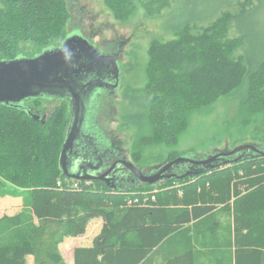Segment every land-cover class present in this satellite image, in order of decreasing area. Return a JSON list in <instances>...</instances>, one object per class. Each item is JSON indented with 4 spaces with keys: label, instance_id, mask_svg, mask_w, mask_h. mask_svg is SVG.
Instances as JSON below:
<instances>
[{
    "label": "trees",
    "instance_id": "obj_1",
    "mask_svg": "<svg viewBox=\"0 0 264 264\" xmlns=\"http://www.w3.org/2000/svg\"><path fill=\"white\" fill-rule=\"evenodd\" d=\"M137 2L148 16L169 6V0H104L120 21L134 14ZM207 2H188L207 14L190 20L183 7L174 38L149 43L142 112L129 119L149 133L140 132L133 159L146 146H175L194 112L233 91L242 93L240 106L254 124L250 137L258 142L253 145L264 151V40L251 52L246 41L254 40L237 20L252 11L254 0H234V12L221 10L229 8L227 0L222 7ZM69 19L67 0H0V60L24 54L25 44L34 47L29 57L59 46ZM206 19L207 26H196ZM50 98L60 103L42 125L28 111L42 114ZM70 119L67 97L0 104V190L26 197L18 213L0 217V264H26L29 255L34 264H66L65 240L82 236L94 219L102 221L100 231L91 246L73 248L72 264H264V154L117 189L62 173ZM131 123L126 118L123 126Z\"/></svg>",
    "mask_w": 264,
    "mask_h": 264
},
{
    "label": "rangeland",
    "instance_id": "obj_2",
    "mask_svg": "<svg viewBox=\"0 0 264 264\" xmlns=\"http://www.w3.org/2000/svg\"><path fill=\"white\" fill-rule=\"evenodd\" d=\"M191 0H169V6L163 8L155 16H148L141 3L137 2V8L132 16L125 21L117 20L105 7L104 0H69L70 19L66 26L67 33L74 30L99 49L114 48L117 52L118 67L120 69L118 91L112 93L104 101L96 116L97 123L106 138L118 147L125 158L135 166L152 168L162 166L173 154L177 157H188L193 160H201L219 151L231 150L241 144L258 142L250 137L254 127L252 117L242 110L241 92L233 91L231 94L216 100L210 107L194 112L189 119L188 126L180 134L177 144L173 147L154 144L141 149L137 159H133L134 142L149 133L145 128L139 131L131 123L133 114L142 112L141 91L146 82L145 67L148 60L147 49L151 40L166 41L174 38L173 27L181 22L180 12L188 6L185 15L188 19H197L208 12L203 5L190 7ZM216 0H208L207 5ZM221 4L225 0H218ZM227 0L229 8L221 10L237 11L236 2ZM233 3V4H232ZM205 13V14H204ZM220 13V12H219ZM219 13L214 14V17ZM204 19V18H203ZM238 24L244 28L245 36L252 41H246L247 49L256 45L257 40H264V0H254V7L242 20L239 17ZM210 20L197 22L196 26H207ZM248 22L253 25L251 30ZM235 35L231 30L229 36ZM253 39H251V37ZM22 53L19 57H29L27 52L33 51V45H22ZM238 49L236 54H240ZM104 92V90L102 91ZM92 94V93H91ZM94 93L89 97L93 98ZM60 100L52 99L43 101L44 116H47ZM126 118L131 123L123 126ZM95 126V127H96ZM142 132V133H140ZM170 160V159H169ZM244 192V189H243ZM25 196H12L0 190V217L12 216L23 208ZM102 221L91 220L86 232L80 239H69L63 246V255L66 264H72V251L75 246H91L94 237L98 235ZM26 264H34L31 255L26 257Z\"/></svg>",
    "mask_w": 264,
    "mask_h": 264
},
{
    "label": "water",
    "instance_id": "obj_3",
    "mask_svg": "<svg viewBox=\"0 0 264 264\" xmlns=\"http://www.w3.org/2000/svg\"><path fill=\"white\" fill-rule=\"evenodd\" d=\"M117 52L104 54L90 40L83 37L78 30L67 33L59 46H51L43 49L40 53L32 57H16L11 60H0V104H21L25 99L37 96L47 97H69L68 107L71 113V105L75 108V114L71 113L69 127L62 145L59 156V165L62 173L73 179L103 180L108 185L107 180L102 177L93 178L91 176H81L67 171V152L71 149L73 142L79 131L78 109L81 100V91H77L72 81L75 77L90 70H98L97 65L104 61H109L115 82L111 88L116 89L119 85L120 69L118 67ZM87 61V62H85ZM94 77L85 85L84 94L89 95L94 91L96 81ZM54 87L56 88L54 91ZM65 88V89H63ZM63 89V90H62ZM35 121L45 123L46 117L40 113H31ZM245 150L254 151L256 154H264L258 146L252 144H241L231 150L219 151L201 160H193L188 157H176L174 160L164 162L162 169L165 170L172 164L189 161V163L200 166V170L212 169L220 164L238 162L246 157L241 155ZM239 153L236 158L230 159L228 156ZM250 155L249 157H253ZM128 165L133 170L137 178L149 185L157 184L162 178L158 175L147 176L138 171V168L131 162ZM162 170V171H163ZM196 173V172H195ZM194 172H185L181 176L176 173L168 175L169 178H181L185 175H194Z\"/></svg>",
    "mask_w": 264,
    "mask_h": 264
},
{
    "label": "flooded vegetation",
    "instance_id": "obj_4",
    "mask_svg": "<svg viewBox=\"0 0 264 264\" xmlns=\"http://www.w3.org/2000/svg\"><path fill=\"white\" fill-rule=\"evenodd\" d=\"M67 2L69 5V0H67ZM114 50V48L108 47L105 50L102 49L101 52L115 55ZM97 68L98 70H90L89 72L82 73V75L75 77L72 81L76 90L81 91L82 94L78 109L79 131L71 149L67 152V171L78 177H102L107 180L108 186L117 189L143 185L145 183L137 178L128 165L130 161L122 155V152L111 139L104 136L100 127L95 124L97 123L96 116H98L99 109L104 104L105 99L120 88L119 86L116 87V89L111 88V84H113L115 80L113 79L114 76L109 61L101 62L97 65ZM93 77V81H96L98 85H95L93 88L94 91L92 94L94 93V96L91 98L89 96L92 94H84L83 92L87 89L85 84ZM56 88L62 87H54L53 90L56 91ZM103 90L104 92H102ZM38 113L41 114L40 111ZM71 113L73 115L75 114L73 105H71ZM250 151L251 150H245L243 152V157L256 154L254 151ZM239 155V153H236L228 156V158L233 159ZM136 167L142 174L147 176L158 175L157 177L164 179L172 173L180 174L191 172L194 167L200 166H195L189 163V161H185L179 164H172L165 170L162 169V166H154L149 169L139 166ZM94 180L104 183L103 180Z\"/></svg>",
    "mask_w": 264,
    "mask_h": 264
},
{
    "label": "crops",
    "instance_id": "obj_5",
    "mask_svg": "<svg viewBox=\"0 0 264 264\" xmlns=\"http://www.w3.org/2000/svg\"><path fill=\"white\" fill-rule=\"evenodd\" d=\"M83 235H84V234H83ZM83 235H82V236H83ZM80 237H81V236H79V237H75V238H69V239H71V240H69V239L65 240V243L63 244V246H67L66 242H67L68 240L70 241L69 243H71V242H72V239H80ZM63 246H62V247H63ZM75 247H76V246H75ZM61 252H62V255H63V250H61ZM63 257H64V255H63ZM65 262H66V261H65Z\"/></svg>",
    "mask_w": 264,
    "mask_h": 264
},
{
    "label": "built area",
    "instance_id": "obj_6",
    "mask_svg": "<svg viewBox=\"0 0 264 264\" xmlns=\"http://www.w3.org/2000/svg\"><path fill=\"white\" fill-rule=\"evenodd\" d=\"M73 186H75V184Z\"/></svg>",
    "mask_w": 264,
    "mask_h": 264
}]
</instances>
